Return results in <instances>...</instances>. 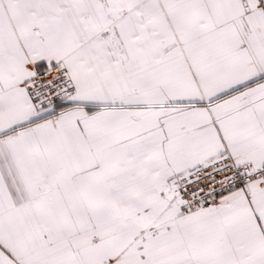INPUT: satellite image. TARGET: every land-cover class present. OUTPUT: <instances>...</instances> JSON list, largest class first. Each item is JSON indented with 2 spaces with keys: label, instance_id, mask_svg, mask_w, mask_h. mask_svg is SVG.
Segmentation results:
<instances>
[{
  "label": "snow or ice",
  "instance_id": "1",
  "mask_svg": "<svg viewBox=\"0 0 264 264\" xmlns=\"http://www.w3.org/2000/svg\"><path fill=\"white\" fill-rule=\"evenodd\" d=\"M0 264H264V0H0Z\"/></svg>",
  "mask_w": 264,
  "mask_h": 264
}]
</instances>
